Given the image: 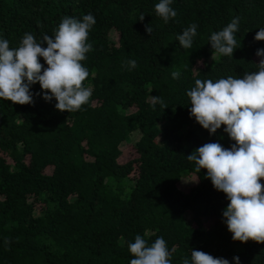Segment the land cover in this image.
Instances as JSON below:
<instances>
[{"label": "trees", "instance_id": "obj_1", "mask_svg": "<svg viewBox=\"0 0 264 264\" xmlns=\"http://www.w3.org/2000/svg\"><path fill=\"white\" fill-rule=\"evenodd\" d=\"M159 2L0 0V39L12 49L25 33L54 38L65 17L96 21L82 61L88 104L61 112L39 83L30 86L33 104L0 98V264H130L136 235L149 245L162 237L171 264H191L193 250L264 264V244L233 240L223 216L230 201L187 159L206 143L235 144L226 126L212 134L191 116L187 92L197 79L258 70L264 0H173L167 23ZM233 19V56L213 59L210 37ZM191 24L197 35L184 49L177 37ZM128 148L135 154L126 159Z\"/></svg>", "mask_w": 264, "mask_h": 264}, {"label": "clouds", "instance_id": "obj_2", "mask_svg": "<svg viewBox=\"0 0 264 264\" xmlns=\"http://www.w3.org/2000/svg\"><path fill=\"white\" fill-rule=\"evenodd\" d=\"M172 2L160 0L155 5L156 14L165 23L177 15L170 6ZM95 23L91 14L84 15L82 20L65 17L54 38L44 35L43 43H38L32 34L25 33L16 49L10 48L8 40L0 39V98L13 104H33L30 86L39 83L43 99L50 102L55 98V107L61 112L78 111L88 104L92 89L84 86L89 71L82 61L92 50L87 41ZM238 24V19H233L223 30L211 35L213 59L217 53L233 56ZM197 27L191 24L177 37L182 48L192 47ZM145 30L152 34L151 26L146 25ZM255 40L264 41V28L259 29ZM45 43L47 46L43 47ZM256 55L261 58L257 71L245 73L242 78L229 76L215 82L197 79L195 87L187 92L191 116L212 134L226 126L225 132L235 141L230 149L220 143H206L187 159L195 162L197 172L206 169L214 188L226 194L230 201L223 212L227 228L234 241L245 244L250 240L264 244V184L260 182L264 180V49L257 50ZM128 64L136 67L134 60ZM172 76L177 79L180 73L174 71ZM153 99L162 103L158 97ZM128 249L134 257L130 264H171L172 252L162 237L149 245L144 237L136 235ZM234 260L240 264L238 256ZM183 264H189V260L184 259ZM191 264H229V261L193 250Z\"/></svg>", "mask_w": 264, "mask_h": 264}, {"label": "rangeland", "instance_id": "obj_3", "mask_svg": "<svg viewBox=\"0 0 264 264\" xmlns=\"http://www.w3.org/2000/svg\"><path fill=\"white\" fill-rule=\"evenodd\" d=\"M135 137V135H133V138ZM135 138H137V137H135ZM135 153H134V151H133V149H131V148H128V150L126 151V153H125V158L127 159L128 157H130V156H132V155H134Z\"/></svg>", "mask_w": 264, "mask_h": 264}]
</instances>
